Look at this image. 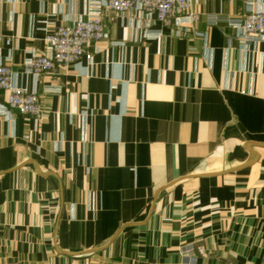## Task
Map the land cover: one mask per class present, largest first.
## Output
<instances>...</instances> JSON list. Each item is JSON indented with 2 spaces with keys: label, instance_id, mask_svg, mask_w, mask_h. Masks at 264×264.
<instances>
[{
  "label": "crops",
  "instance_id": "obj_1",
  "mask_svg": "<svg viewBox=\"0 0 264 264\" xmlns=\"http://www.w3.org/2000/svg\"><path fill=\"white\" fill-rule=\"evenodd\" d=\"M90 1L0 0V57L43 109L0 117V264H264V41L208 23L245 0L179 27L110 13L34 81L25 60Z\"/></svg>",
  "mask_w": 264,
  "mask_h": 264
},
{
  "label": "built area",
  "instance_id": "obj_2",
  "mask_svg": "<svg viewBox=\"0 0 264 264\" xmlns=\"http://www.w3.org/2000/svg\"><path fill=\"white\" fill-rule=\"evenodd\" d=\"M245 4L246 15L212 16L208 23L215 25L226 22L235 30L231 39H238L244 45L264 41V12L255 6L254 0H245ZM129 11L140 12L147 22L155 19L163 25H170L174 21L178 27L193 25L201 17L195 9V0H91L85 18L59 26L46 34L44 48L31 52L24 62V72L31 75L34 81L42 75L56 74L58 69L73 64L87 54L93 45L108 37L104 20L110 13L123 14ZM5 41L10 43V39ZM13 110L35 121L43 116L40 92L36 85L28 88L20 84L18 72L0 57V117L10 118ZM185 252L189 253L190 249Z\"/></svg>",
  "mask_w": 264,
  "mask_h": 264
}]
</instances>
